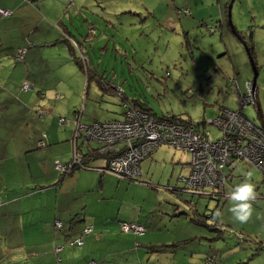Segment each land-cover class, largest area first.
<instances>
[{
    "label": "rangeland",
    "instance_id": "rangeland-1",
    "mask_svg": "<svg viewBox=\"0 0 264 264\" xmlns=\"http://www.w3.org/2000/svg\"><path fill=\"white\" fill-rule=\"evenodd\" d=\"M13 1L7 0V4ZM229 2L22 0L18 7L17 2L12 4V14L0 16V179L16 182L29 176L28 171L13 165L22 159L13 156L24 130L15 122L20 103L27 107L25 114L28 108L34 112L23 118L24 125H37L35 115L42 121L54 117L62 130L74 126V122L60 123L59 116L72 118L78 111L80 121L85 123L122 119L123 94L129 101L146 103L159 115L169 112L193 121L204 119L211 135L216 136L218 128L209 120L218 105L237 107L235 87L245 92V81H252L254 72L244 43L227 22L225 4ZM217 18L222 22L215 27ZM231 23L246 44L251 38L256 42V101L264 119V0H232ZM67 33L79 42L76 54L82 52L89 59L88 80L74 54L60 41ZM188 40L190 47L186 46ZM19 48L24 49L21 61L16 60ZM81 62L86 67V61ZM23 82L29 84L27 89L21 88ZM241 111L260 124L256 104L246 103ZM45 129L46 126L40 128L41 134ZM90 141L93 145L99 142ZM166 147L170 156L175 153V159L168 158L172 163L159 160L155 178L147 182L149 189L139 188L135 193L140 202H147L144 207L149 205V216L162 208L171 214L197 210L200 221L194 224L184 217L186 212L178 215L167 230L177 233L173 241L188 238V243L162 250L165 246L158 248L161 244L153 242V247L162 251L159 255V251L149 253L153 254L151 264H203L207 256L214 257L211 264H264V247H259L264 246V172L234 161L225 168L229 175L220 193L198 194L186 188L180 178L188 174L187 163L182 167L181 162H176L177 158L189 162V152ZM112 176L115 183L122 181ZM249 176L256 186L257 199L251 219L240 224L228 211V193ZM93 177L94 173L90 179ZM82 179L87 178L82 175ZM211 213L217 221V231L205 225L211 222ZM158 238L161 237L154 239Z\"/></svg>",
    "mask_w": 264,
    "mask_h": 264
},
{
    "label": "crops",
    "instance_id": "crops-1",
    "mask_svg": "<svg viewBox=\"0 0 264 264\" xmlns=\"http://www.w3.org/2000/svg\"><path fill=\"white\" fill-rule=\"evenodd\" d=\"M21 1L14 0L12 4L17 2L18 7ZM12 4H7V0H0L2 7L10 9ZM200 16L202 23L204 17L201 13ZM221 22L222 19L217 18L215 27ZM37 28L38 25L33 31ZM253 45L257 51L254 40ZM31 78L35 84L38 83L35 75ZM255 94L257 95V91ZM30 97L31 94L28 95L29 99ZM20 104L22 106H19L20 112L18 111L15 122L17 127L24 130L20 135L22 140H17L19 146H14L13 156L15 159H22L20 163L13 165L28 171L29 176L28 179L16 182L0 179V264H89L91 260L95 264H149L153 255L149 253L159 251L155 245L153 247L154 243L164 245L162 250L188 243V240L173 241L177 233L171 234L167 230L168 225L186 211H174L171 214L162 208L149 216V205L144 207L147 202L144 199L140 202L135 193L139 188L149 189L147 182L155 178L154 168L159 160L169 163L175 159V153L169 155L167 145L160 146L150 157L140 162V179L143 183H129L125 180L115 183L111 174L101 172L98 168L106 164L107 157L101 154L92 156L91 153L95 152L99 143L93 145L91 141L81 147V155L85 156L88 167L76 168L69 175H61L54 167L53 160L66 163L68 156L71 157L72 147L68 141L74 126L61 130L56 126L54 117L49 121H42L36 115L37 125H24L23 118L34 112L28 108L25 114L27 107L24 103ZM40 109L43 110V107ZM42 126H46L45 135L41 134ZM41 140L44 145L40 144ZM176 162L187 163L186 170L189 172L188 161L177 158ZM92 173L94 177L90 179ZM82 175L87 179L83 180ZM187 211L184 216L191 220L190 216L194 211ZM55 219L61 221V229L54 227ZM117 220L139 222L145 230L138 236L121 233ZM88 223L92 224L93 231L83 236L84 243L81 247L64 246L57 253L53 251L54 243H63L69 237L78 236ZM155 237L161 238L154 239ZM134 240L139 242L137 248H134Z\"/></svg>",
    "mask_w": 264,
    "mask_h": 264
},
{
    "label": "built area",
    "instance_id": "built-area-1",
    "mask_svg": "<svg viewBox=\"0 0 264 264\" xmlns=\"http://www.w3.org/2000/svg\"><path fill=\"white\" fill-rule=\"evenodd\" d=\"M184 11L188 12V9ZM10 14L9 9L0 6L1 16ZM23 50L19 48L18 59L22 58ZM28 85L23 82L21 88L27 89ZM234 85H237L236 81ZM245 86V92L235 87L236 108L218 106L215 116L209 120L219 131L214 137L208 129H199L194 121L175 120L168 114L156 115L130 103H124L126 110L122 119L85 123L76 113L70 139L72 155L67 163L56 161L54 167L67 172L74 165H81L82 145L97 140L102 146L96 151L107 157L101 170L120 179L137 180L141 175L140 162L160 145L167 144L190 154L189 172L180 176L186 188L201 194H209L211 189L219 190L225 180L224 167L234 159L247 161L259 170L264 169V126L248 119L241 111L246 103L256 104L252 81L246 80ZM60 122L63 120L60 119ZM40 144L43 145V142L40 141ZM119 224L123 231L143 232L141 224L127 221H119ZM53 225L61 228L60 220H54ZM91 230V224L84 228L85 233ZM74 243L82 244L81 236L69 240V244ZM61 249L60 244L54 246L55 252ZM212 262L213 256L204 259L205 264Z\"/></svg>",
    "mask_w": 264,
    "mask_h": 264
},
{
    "label": "trees",
    "instance_id": "trees-1",
    "mask_svg": "<svg viewBox=\"0 0 264 264\" xmlns=\"http://www.w3.org/2000/svg\"><path fill=\"white\" fill-rule=\"evenodd\" d=\"M28 1H34V0H28ZM2 7V6H1ZM3 8H5V7H3ZM7 9H9V8H7ZM10 11H11V14H12V10L11 9H9ZM10 14V15H11ZM9 15V16H10ZM1 16V15H0ZM1 17H8V16H1ZM218 24H220V23H218ZM219 26V25H218ZM187 36V34L185 33V37ZM72 39H74L75 41H73ZM63 41H64V43H65V45H66V47L74 54V56H75V61H76V63L82 68V69H84V72H85V74H86V78H87V80L89 79V77H90V63H89V59H88V57H86V56H84L83 54L84 53H79L78 55L76 54V47H78L79 46V42L77 41V39L73 36V35H71V34H68L67 33V35H64V37H63ZM186 46L187 47H190V44L191 43H189V40H188V42L186 41ZM247 47H248V49H249V52H250V54L252 55V57H255L256 56V51H255V48H254V45H253V40L251 39L250 41H247ZM21 49V48H20ZM19 50V49H18ZM18 57V52H17V54H16V60H18V61H21V60H23L24 59V57H23V54H22V58L21 59H18L17 58ZM81 61H86V67L82 64V62ZM92 71H95V70H93V69H91ZM96 73H93V75H95ZM97 81H99L100 83H101V85L103 84V82L101 81V80H97ZM23 84V83H22ZM22 84H21V86H22ZM102 86H104L105 88L107 87L106 85H102ZM121 96H122V98H124V100H123V105H124V108H125V110H126V105L124 104V103H130V104H132L133 106H135V107H137V108H140V109H143V110H147V111H150V112H152V113H155L154 111H152L151 109H150V107L146 104V103H144V102H142V101H138V100H132V101H129V100H127V99H125V96H123V94H121ZM218 106H221V105H218ZM223 106H226V105H223ZM228 107V106H227ZM218 108V107H217ZM125 110L123 111V116H124V113H125ZM76 113H79V119H80V116H81V112L80 111H78V112H75L74 114H73V117L72 118H69V117H64V116H59V122H60V119H62L63 120V122L62 123H67V122H65V120H69V122H71V121H73V119H74V116H75V114ZM156 115H159V114H157V113H155ZM169 115L170 117H172L173 119H175V120H187V121H193V120H191L190 118H182L181 116H179V115H176V114H172V113H169V112H167V113H164V114H162V115ZM114 119H117V118H112V119H107V120H114ZM93 121H105V120H93ZM93 121H91V122H93ZM74 122V121H73ZM194 122H196L197 124H198V128L200 129V128H206L207 129V127H206V121L204 120V119H201V120H199V121H194ZM61 123V122H60ZM88 123H90V122H88ZM207 123H209V122H207ZM261 125V124H260ZM209 130V129H208ZM73 131H74V129H73ZM43 135H45L44 133H43ZM72 135H73V133H72ZM72 135H71V137H72ZM214 137V136H213ZM71 139V138H70ZM42 142H43V140H41ZM94 141H97V140H94ZM69 142H70V144H71V141L69 140ZM97 143H99V145L98 146H96L95 148H97V149H99L101 146H102V143L101 142H97ZM43 145H44V142H43ZM163 145H167V144H162V145H160V146H163ZM159 146V147H160ZM167 146H169V145H167ZM158 147V148H159ZM170 147H172V146H170ZM173 148H175V147H173ZM97 149H94L95 150V152L94 153H91L92 154V156H96V155H98L99 153L96 151ZM177 149H179V148H177ZM181 150V149H180ZM154 151H156V149L154 150ZM153 151V152H154ZM152 152V153H153ZM151 153V154H152ZM96 154V155H95ZM151 154L149 155V156H147L146 158H148V157H150L151 156ZM82 156V164L81 165H74L73 167H71L70 169H69V171H67V172H64V171H62L61 172V175H65L66 173H70V172H72L74 169H76V168H84V167H88V165L86 164V161H85V156L84 155H81ZM145 159V158H144ZM234 161H238V162H245L246 164H248L250 167H254L251 163H249V162H247V161H243V160H232V161H230L225 167H224V173H225V180H224V182L226 181V177L229 175V173H226L225 172V168L226 167H228V165L229 164H231L232 162H234ZM68 162V161H67ZM66 162V163H67ZM230 166V165H229ZM254 168H256V167H254ZM101 172H104V171H102L101 170V167L100 168H98ZM257 170H259L258 168H256ZM231 171V169H229V172ZM260 172H264V169H262V170H259ZM106 173H108V172H106ZM113 175V174H112ZM247 175H249L248 174V172L246 173V176ZM141 176V175H140ZM118 178V177H117ZM118 179H120V178H118ZM120 180H125V179H120ZM125 181H129V182H137V183H143V181L140 179V177H138V179L137 180H125ZM223 182V183H224ZM210 192H216V193H220V191L219 190H215V189H211V191ZM198 194H201V193H198ZM209 194H211V193H209ZM194 214L193 215H191L190 217H191V220L192 221H194V222H196V223H199V219L197 218L198 216H199V213H198V211H195L194 210V212H193ZM172 214H174V212L172 213ZM179 215H181V214H179ZM185 217V216H184ZM209 217L210 218H212V217H214V214L213 213H211L210 215H209ZM56 220V219H55ZM119 221H126V220H117V223H118V228H119V232H121V233H131V234H133L134 236H138V234H142L143 232H144V230H145V228H144V226L141 224V223H139V222H136V221H128L127 220V222H134V223H138V224H141L142 226H143V232L142 233H135V232H133V231H131V230H129V231H123L122 229H121V227H120V224H119ZM54 222V221H53ZM61 222V221H60ZM205 223V222H204ZM216 223H217V221L216 220H213V218L211 219V222L209 223V224H206L205 223V225L206 226H209V225H211L212 226V229H214V230H216L217 231V229H219L218 228V225H216ZM86 225H90V223H88V224H86ZM85 225V226H86ZM92 225V224H91ZM85 226L82 228V230L80 231V234L78 235V236H81V238H82V244H77V243H74L73 245H71V244H69V240H71V239H73V238H75V237H77V236H75V237H69L68 239H66L65 240V242H60V243H54L53 244V251H54V246L55 245H57V244H60V245H62V249L64 248V246H68V247H81L82 245H83V243H84V240H83V236L85 235V234H89L90 232H92L93 231V226H92V230L90 231V232H88V233H85L84 232V228H85ZM55 227V226H54ZM61 228H62V223H61ZM61 228H56V229H61ZM187 239H181V240H179V242H184V241H186ZM258 243V245H259V242H257ZM133 244H134V248H137V246L139 245V242L137 241V240H134V242H133ZM262 244V243H261ZM262 245H264V244H262ZM162 246H164V245H158V248H161ZM259 247L260 248H262V247H264V246H261V245H259ZM156 248H157V246H156ZM61 249V250H62ZM61 250H59V251H61ZM159 250V249H158ZM58 251V252H59ZM55 252V251H54ZM55 253H57V252H55ZM91 261H93L94 262V264H95V261L94 260H91ZM90 261V262H91ZM90 262H89V264H90ZM141 264H146V263H141ZM151 264V263H150ZM203 264H205L204 263V259H203ZM211 264V263H210Z\"/></svg>",
    "mask_w": 264,
    "mask_h": 264
},
{
    "label": "clouds",
    "instance_id": "clouds-1",
    "mask_svg": "<svg viewBox=\"0 0 264 264\" xmlns=\"http://www.w3.org/2000/svg\"><path fill=\"white\" fill-rule=\"evenodd\" d=\"M232 219L240 224L247 223L252 216L253 202L257 199L256 186L246 177L241 183L236 184L228 193ZM220 214L217 213V216Z\"/></svg>",
    "mask_w": 264,
    "mask_h": 264
},
{
    "label": "water",
    "instance_id": "water-1",
    "mask_svg": "<svg viewBox=\"0 0 264 264\" xmlns=\"http://www.w3.org/2000/svg\"><path fill=\"white\" fill-rule=\"evenodd\" d=\"M231 5H232V0H230V2L227 3V5H226V16H227L226 18H227V22H228L231 30L235 34H237V36L242 40V42L244 43V46H245V48L247 50V53H248L249 58H250V62L252 64L253 68H254V72H253V76H252V87H253V90L255 92L256 91V76H257V70L255 69V64L253 62V57H252V55L249 52V49H248V47H247V45H246V43L244 41V38L241 36V34L238 33V31L235 29V27L231 23ZM256 107H257V111H258V116L260 118V124L262 126H264V119H262V114H261L260 106H259V103H257V101H256Z\"/></svg>",
    "mask_w": 264,
    "mask_h": 264
}]
</instances>
